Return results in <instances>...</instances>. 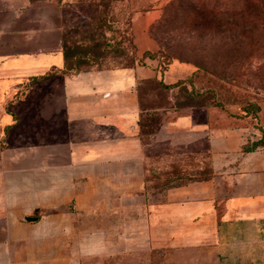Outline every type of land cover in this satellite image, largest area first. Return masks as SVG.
<instances>
[{
  "label": "crops",
  "instance_id": "0c3cea01",
  "mask_svg": "<svg viewBox=\"0 0 264 264\" xmlns=\"http://www.w3.org/2000/svg\"><path fill=\"white\" fill-rule=\"evenodd\" d=\"M103 1L0 0V264H264V146L242 150L264 126L149 105L185 63L63 72V31ZM151 15H133L141 48ZM169 146L208 169L172 173Z\"/></svg>",
  "mask_w": 264,
  "mask_h": 264
},
{
  "label": "rangeland",
  "instance_id": "374dc122",
  "mask_svg": "<svg viewBox=\"0 0 264 264\" xmlns=\"http://www.w3.org/2000/svg\"><path fill=\"white\" fill-rule=\"evenodd\" d=\"M148 11L152 14L149 42L141 48L142 34L134 32L133 15ZM261 21L264 23L263 0L103 1L95 7V15L73 27L67 37L70 44L95 54L86 53L80 59L81 65L67 73L152 61L163 74L170 63H185L192 72L176 86L166 88L156 81L149 82L148 104L176 112L185 111L190 104H202L215 127L222 125L221 116H226L229 122L223 125L243 126L252 136L253 129L259 131L264 126ZM157 113L152 111L150 115V124L156 130L162 120ZM167 151L171 154L167 170L172 173L208 169L201 151L178 153L172 146ZM169 176L168 181L176 179L173 174Z\"/></svg>",
  "mask_w": 264,
  "mask_h": 264
},
{
  "label": "trees",
  "instance_id": "16d2710c",
  "mask_svg": "<svg viewBox=\"0 0 264 264\" xmlns=\"http://www.w3.org/2000/svg\"><path fill=\"white\" fill-rule=\"evenodd\" d=\"M263 5H264V0H263ZM261 25H264L263 21L260 22ZM80 24H75L73 26H71L68 30H66L65 32H63L62 37H61V49H62V54H63V60H64V65H63V72H68L71 71V69L73 68H78L82 62H80V59H82V57L85 56V54H95L94 51H83V49L78 48L77 46H75V44H70L67 37L71 34L73 27H78ZM73 59V60H72ZM134 65L131 66H121V67H133ZM106 69V68H103ZM85 70H89V69H85ZM82 70H77V71H73V72H69V74L72 73H76ZM39 79V78H38ZM159 85H162L166 88H172L174 86H176L178 83L182 82L181 79L174 82V83H164L161 79L156 81ZM201 107L203 106L202 104H190L188 107ZM166 107V106H163ZM166 109H170L168 107H166ZM158 112V117L162 116V112L163 111H154V110H147V111H143L140 114V118H139V126H140V134L142 135L143 138L147 137L150 133H153L154 131H156V129H153L151 124L152 121V115L151 112ZM259 146H264V133L262 134V136L257 139V140H248L243 146H242V150L247 152V151H253L255 150L257 147Z\"/></svg>",
  "mask_w": 264,
  "mask_h": 264
},
{
  "label": "water",
  "instance_id": "95a60500",
  "mask_svg": "<svg viewBox=\"0 0 264 264\" xmlns=\"http://www.w3.org/2000/svg\"><path fill=\"white\" fill-rule=\"evenodd\" d=\"M24 219L27 221H36L37 217L36 216H25Z\"/></svg>",
  "mask_w": 264,
  "mask_h": 264
}]
</instances>
